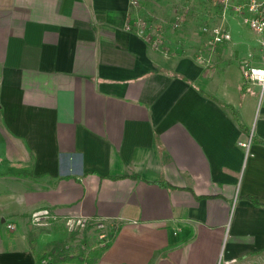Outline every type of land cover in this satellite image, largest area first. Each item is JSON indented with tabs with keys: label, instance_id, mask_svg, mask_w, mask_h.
<instances>
[{
	"label": "crops",
	"instance_id": "1",
	"mask_svg": "<svg viewBox=\"0 0 264 264\" xmlns=\"http://www.w3.org/2000/svg\"><path fill=\"white\" fill-rule=\"evenodd\" d=\"M142 10L0 0V264L78 242L73 216L112 226L94 264H264V92L245 51L173 28L154 45L125 29ZM41 209L57 221L32 224Z\"/></svg>",
	"mask_w": 264,
	"mask_h": 264
},
{
	"label": "rangeland",
	"instance_id": "2",
	"mask_svg": "<svg viewBox=\"0 0 264 264\" xmlns=\"http://www.w3.org/2000/svg\"><path fill=\"white\" fill-rule=\"evenodd\" d=\"M139 8L144 7V11L140 16L150 24H152L155 31L152 32L157 38L158 43L161 41L162 31L165 28H173L176 36L173 40H180L183 42L191 43L188 38L194 37L196 42V48L203 49L209 40V35L203 28H210L213 26L223 24L230 32L231 40L230 45L238 44L241 49L245 51V55L242 56V66H253L254 61H259L258 56V36L251 31L246 23L237 17L232 16L230 13L223 18H220L221 9L216 8L212 4V0H138ZM186 8V18L182 23L176 21V17L180 10ZM156 20V21H155ZM155 22V23H154ZM182 33V36L179 35ZM202 38H199L200 36ZM256 36V37H255ZM188 37V38H187ZM235 44V45H236ZM160 45V43H159ZM163 50L169 53L171 50L169 47L161 44ZM107 222H94L91 225H87L85 228L75 229L72 232V238L78 233L81 235L78 237V242L69 243L67 247H64V251L69 253L78 254L79 252H85L91 244L104 245L110 235L112 226ZM89 229V230H88ZM70 236V235H69Z\"/></svg>",
	"mask_w": 264,
	"mask_h": 264
},
{
	"label": "built area",
	"instance_id": "3",
	"mask_svg": "<svg viewBox=\"0 0 264 264\" xmlns=\"http://www.w3.org/2000/svg\"><path fill=\"white\" fill-rule=\"evenodd\" d=\"M138 4V0H131L132 6H138ZM212 4L216 8L221 9L220 18L224 19L227 13H230L232 16L241 19L243 23H246L249 29L259 37L261 62L258 66H242V72L245 79L257 84L261 93L264 92V0H212ZM186 11V8L180 10L176 21L182 23L186 18ZM151 27L152 24L148 23L144 18L137 17L133 24L128 21L125 29L128 31L134 30L139 35L146 37L154 45H157L156 36L149 33ZM203 31L209 35V40L207 41L209 46L221 45L231 39L229 30L223 24L203 28ZM250 141L251 139L248 138L243 142H239V145L247 148ZM57 219L58 217L49 209L36 210L31 214V223L37 225H46L57 221ZM63 221L69 231L83 229L88 224L87 219L81 216L66 217ZM8 228H11V225H8Z\"/></svg>",
	"mask_w": 264,
	"mask_h": 264
},
{
	"label": "trees",
	"instance_id": "4",
	"mask_svg": "<svg viewBox=\"0 0 264 264\" xmlns=\"http://www.w3.org/2000/svg\"><path fill=\"white\" fill-rule=\"evenodd\" d=\"M112 237L110 235L104 246L98 247L95 244H91L87 251H82L78 254L64 251L63 244L56 243L44 253L36 256V264H94L101 250L109 245ZM29 242L31 246L34 243V239L31 236Z\"/></svg>",
	"mask_w": 264,
	"mask_h": 264
}]
</instances>
